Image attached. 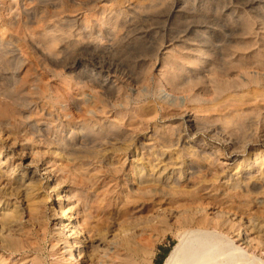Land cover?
<instances>
[{
  "label": "rangeland",
  "instance_id": "rangeland-1",
  "mask_svg": "<svg viewBox=\"0 0 264 264\" xmlns=\"http://www.w3.org/2000/svg\"><path fill=\"white\" fill-rule=\"evenodd\" d=\"M262 19L264 0H0V123L14 125L16 133L10 136L14 151L23 149L27 156L32 151L48 160L63 179L86 187L95 227L115 234L120 225L142 223L151 210L149 201L130 191L128 172L134 147L144 142L147 148L151 146L153 152L140 150L143 162L150 163L162 151L178 163L191 159L193 167L204 165L185 154L179 159L174 150L163 146L160 136L168 135L166 129L179 121L167 115L182 112L192 118L205 108L224 114L241 101L237 113L242 117L264 116V71L252 66L249 74L236 71L232 76L243 83L253 76L247 86L213 100L202 97L197 108L165 83L169 60L187 62L186 57L194 53L190 50L205 39L220 57L235 45L237 36L247 33L249 25L260 35ZM169 41L173 49L167 47ZM217 124L224 129V123ZM114 125L126 136L117 135L113 146L101 145L99 133ZM34 126L40 129L39 139L18 132H32ZM263 134L264 124H254L251 140H261ZM127 135L134 138L132 150L119 151L128 145ZM60 137L69 142L82 140L75 161L53 158L50 143ZM221 161L227 164L226 172L233 174L231 162ZM65 164L74 165L75 170L59 171ZM214 184L213 193L224 191L222 180ZM53 199H48L47 209L51 204L55 207ZM160 204L171 206L168 201ZM253 206L252 211L260 215L263 210ZM46 213L51 215L49 210ZM50 223L44 230L39 222H25L23 249L0 261L50 264ZM159 227L135 238L137 245L119 254L129 256V264L141 258L148 260L146 264H163L177 243V232L173 227L161 232Z\"/></svg>",
  "mask_w": 264,
  "mask_h": 264
},
{
  "label": "bare ground",
  "instance_id": "bare-ground-1",
  "mask_svg": "<svg viewBox=\"0 0 264 264\" xmlns=\"http://www.w3.org/2000/svg\"><path fill=\"white\" fill-rule=\"evenodd\" d=\"M247 30L220 57L205 39L190 50L194 53L186 57L187 62L169 60L165 83L170 91L185 95V101L197 108L202 97L213 100L247 86L253 76L245 83L236 82L232 76L236 71L249 74L251 66L264 71V19L258 27L261 36L251 25ZM172 43L169 41L167 47L173 49ZM241 106L239 101L224 114L205 108L196 111L192 118L182 112L166 116L179 121L171 130L166 129L168 135L160 136L163 146L174 150L179 159L182 154L200 159L202 166L193 167L191 159L178 163L162 151L150 163L143 162L140 150H150L151 146L147 148L149 144L144 142L134 147L128 172L133 186L130 191L136 198L149 201L151 210L143 216L142 223L120 225L115 234L113 230L106 232L95 227L96 215L91 212L86 187L57 175L49 161L34 152L27 156L23 149L14 151L10 143V136L16 133L14 125L6 122L3 127L0 123V258L17 255L23 249L27 241L25 222H39L44 230L51 222L50 264H129L130 257L119 254L120 250L137 245L135 238L156 226L161 232L171 227L177 232V243L163 264H264V134L261 140H251V128L259 122L264 124V116L246 119L237 113ZM64 115L70 117L68 112ZM221 122L224 129L218 127ZM33 128L32 132H18L39 139L40 129ZM99 134L101 145L109 146H113L117 135H125L117 125ZM80 138L69 142L60 137L50 143L54 145L53 158L59 162L75 161L76 148L82 146ZM125 138L128 145L119 151L132 150L133 136ZM221 160L231 162L233 174L226 172L227 164ZM68 167L75 170L74 165L66 164L58 170ZM220 180L224 191L213 193L214 183ZM50 198H55V207L51 204L47 209ZM162 201L171 206L160 204ZM253 204L263 210L260 215L252 211ZM47 210L51 212L49 217ZM147 261L141 258L136 264Z\"/></svg>",
  "mask_w": 264,
  "mask_h": 264
}]
</instances>
